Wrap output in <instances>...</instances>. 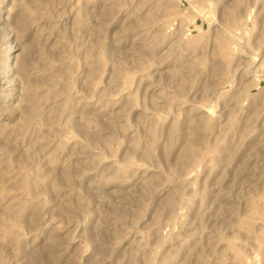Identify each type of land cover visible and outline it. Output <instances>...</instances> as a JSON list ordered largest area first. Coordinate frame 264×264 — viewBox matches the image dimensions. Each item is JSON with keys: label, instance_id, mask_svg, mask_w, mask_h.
Masks as SVG:
<instances>
[{"label": "rangeland", "instance_id": "1", "mask_svg": "<svg viewBox=\"0 0 264 264\" xmlns=\"http://www.w3.org/2000/svg\"><path fill=\"white\" fill-rule=\"evenodd\" d=\"M0 130V264H264V0H0Z\"/></svg>", "mask_w": 264, "mask_h": 264}, {"label": "bare ground", "instance_id": "2", "mask_svg": "<svg viewBox=\"0 0 264 264\" xmlns=\"http://www.w3.org/2000/svg\"><path fill=\"white\" fill-rule=\"evenodd\" d=\"M12 72V71H11ZM10 76V75H9ZM5 77V76H4ZM4 81L1 82V85H4V84H11L12 85V82L11 81H6V79H3ZM8 124V123H7ZM4 130V129H3ZM1 131V130H0ZM3 132V131H2ZM190 150H191V147H190ZM252 207V206H251ZM252 209V208H250ZM254 210V209H253Z\"/></svg>", "mask_w": 264, "mask_h": 264}]
</instances>
